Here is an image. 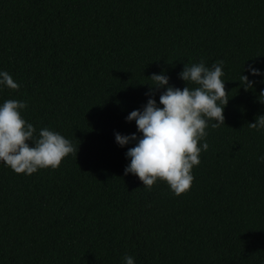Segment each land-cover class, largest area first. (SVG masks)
Masks as SVG:
<instances>
[{
	"label": "trees",
	"instance_id": "1",
	"mask_svg": "<svg viewBox=\"0 0 264 264\" xmlns=\"http://www.w3.org/2000/svg\"><path fill=\"white\" fill-rule=\"evenodd\" d=\"M223 61L225 124L209 121L191 189L125 175L151 75L183 89L185 64ZM250 66L260 70L253 75ZM0 106L27 103L38 136L76 149L59 168L0 161V264H264V0H0ZM242 75L254 81L245 89ZM167 86L155 89L160 95Z\"/></svg>",
	"mask_w": 264,
	"mask_h": 264
},
{
	"label": "clouds",
	"instance_id": "2",
	"mask_svg": "<svg viewBox=\"0 0 264 264\" xmlns=\"http://www.w3.org/2000/svg\"><path fill=\"white\" fill-rule=\"evenodd\" d=\"M253 75L260 70L250 66ZM180 78L197 85L191 89L171 86L169 77L153 73L152 89L146 95L150 98L143 110H133L126 119L135 121L138 132L131 135L115 134L120 146L137 141L126 152L130 164L125 175L131 173L151 189L158 181H165L175 195L179 196L191 189L194 181L192 169L201 163L200 154L207 151L205 141L209 121L218 128L225 124L224 108L229 103V93L225 86L223 61L207 67L200 63L186 65L179 74ZM241 84L247 90L254 86L248 76L242 75ZM0 85L19 91L20 85L7 72H0ZM167 86L159 97V107L154 98V90ZM264 95V93H262ZM27 103L9 99L0 106V161H3L17 174L32 175L38 169L59 168L70 154H76L71 142L59 132L43 128L36 136L33 124L26 121L21 110ZM254 129H264V115L257 122L249 123ZM264 162V156L260 157ZM125 264H135L134 257H124Z\"/></svg>",
	"mask_w": 264,
	"mask_h": 264
}]
</instances>
